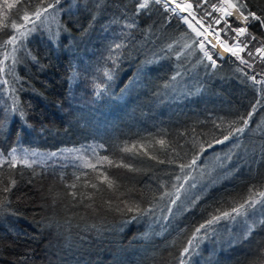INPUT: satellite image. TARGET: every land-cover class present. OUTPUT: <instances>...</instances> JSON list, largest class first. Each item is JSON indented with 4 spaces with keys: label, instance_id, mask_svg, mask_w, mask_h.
<instances>
[{
    "label": "trees",
    "instance_id": "trees-1",
    "mask_svg": "<svg viewBox=\"0 0 264 264\" xmlns=\"http://www.w3.org/2000/svg\"><path fill=\"white\" fill-rule=\"evenodd\" d=\"M93 2L87 0L89 9ZM77 3L82 6V0H74V3L65 0L62 4L65 11L60 19L69 27L73 21L87 23V13L71 15L68 12L71 8L72 13H77ZM102 3L103 14H98L94 30L84 40L78 39L66 49L49 43L46 33H34L24 45L37 57L38 63L25 56L12 73L8 72L13 66L11 58L0 65L5 67L0 80H8L7 84L0 85V150L7 151L15 146L44 153L102 143L109 152L99 149L101 155L109 154L116 159L124 155L119 146L126 143L147 145L154 139L167 138L173 143L184 144L189 137H181L179 133L191 134L193 129L200 139L209 140L212 134L220 135L212 125L213 120L219 122L222 118L227 124L251 109L260 86L253 87L251 81L236 71L239 63L234 58L218 59L219 67L214 71L203 66L194 67V61L202 54L189 55L192 50L184 49L182 34L185 31L192 37L195 34L176 17L166 22L167 14L159 5L149 15L141 13L137 17L134 15L136 0H102ZM251 6L259 11L264 8V0H252ZM27 11L26 6L12 9L10 18L19 17L17 23H22ZM122 15L128 19H122ZM113 19L119 23H112ZM133 20L135 27H124ZM10 29L11 24L0 11V43L7 38ZM249 31L260 36L264 28L254 23L249 25ZM72 34L80 36L74 28ZM60 41L65 43L66 37L61 35ZM116 43L123 47L112 53L114 60L108 59ZM169 43L173 44L171 50L167 48ZM11 47L7 46V50L11 51ZM177 52L182 53L179 58ZM3 59L4 49L0 48V60ZM105 68L114 69L113 81H106ZM177 71L184 75L172 81ZM17 77L22 78L23 90L13 92V88L21 87L14 83ZM134 78L135 85L121 97L120 89ZM102 82L111 84L110 93L97 97L95 86ZM189 90L192 95H184ZM13 97L27 112L26 123L9 111ZM261 120H264V109L253 117L255 124ZM261 143H264V126L246 133L244 144L248 152L244 160L239 161V171L228 180H221L215 188H209L201 208L214 207L215 201L225 198L228 192L233 196L243 195L249 184L264 180V157L259 150L252 151ZM155 148L154 154L165 158L160 146ZM222 149L226 150V146L217 145L215 151ZM207 156L205 167L211 165L213 151L209 150ZM72 165L53 160L39 162L32 168L20 163L14 168L0 166V177L5 178V184L13 178L17 181L12 192L7 194L10 208L17 214L0 216V264H22L21 258L28 253L31 258L23 264H177L180 251L192 233L193 222L201 218L200 210L184 212L175 218L169 216L167 221L149 219L129 226L122 233L98 235L88 227L118 223L121 217L115 212L94 213L82 206H73L71 197L66 195L68 190L58 176L54 178L51 173L64 172L69 181L73 173L87 171L89 180H94L96 174ZM137 167L140 171L135 173L123 168H108L107 171L122 185L121 190L135 188L134 195L141 207L159 205L156 217H162L166 214L162 211L165 202L152 197L160 194L156 191L160 181H169L165 171L171 172L172 166L160 165L144 157ZM33 172L38 174L34 178ZM30 179H34V183L29 184ZM50 188L61 193L55 207ZM78 191L91 193L92 189ZM4 195L0 192V199ZM110 195L105 192L104 198ZM96 202L101 203L99 196ZM66 221H70V225ZM46 224L53 227L45 228ZM180 228L187 230L181 233ZM261 248H264V228L257 225L244 245L233 249L226 246L223 251L217 245L215 255L204 251L194 259L197 264H209V261L211 264H249Z\"/></svg>",
    "mask_w": 264,
    "mask_h": 264
},
{
    "label": "snow or ice",
    "instance_id": "snow-or-ice-1",
    "mask_svg": "<svg viewBox=\"0 0 264 264\" xmlns=\"http://www.w3.org/2000/svg\"><path fill=\"white\" fill-rule=\"evenodd\" d=\"M64 2L65 0H23L21 3V0H0V11H3L5 20L11 24L7 38L0 43V48L4 49V59L0 60V65L9 58L13 62V66L8 68L9 73L15 71V65L20 64L25 56L31 57L34 63H38L37 57L24 45V41L34 33H46L49 43L67 49L76 40L82 41L87 38L94 30L98 14H103L102 0H94L91 9L88 7L87 0H82V6L79 3L75 5L77 13H72L69 8L68 12L71 15H76L79 12L87 13L86 24L73 21L72 27H69L67 23H62L60 19L61 13L65 11L62 7ZM69 3H74V0H69ZM156 5H159L167 14L166 22L170 23L172 17H176L195 34L194 37L190 36L187 31L182 34V38L185 39L184 49L192 50L189 55H195L196 52L202 54L194 61V67L203 66L206 70L214 71L219 67L217 60L223 59V53H230L231 57H235V61H239L236 71L242 74L246 80L251 81L253 87L260 86L257 89L258 98L245 115H239L237 119L227 124L223 122L222 118L219 122L213 120L212 125L220 131V135L212 134L209 140L200 139L199 134H196L193 129L191 134L188 132L179 133L181 137H189L184 144L173 143L167 138L154 139L147 145L140 142L130 145L126 143L119 146V151L124 155L116 159L110 158L109 154L101 155L98 149L104 150L105 153L109 152V149L102 143L96 146L88 145L61 150L60 155H63L65 151L69 155L79 153L73 159L80 163H74L72 166L76 169L91 170V173L96 174L95 179L89 180L87 171L79 174L73 173L71 181L68 180L64 172L53 171L51 175L54 178L58 176L63 187L68 190L66 195L71 197L74 207L82 206L94 213L103 210L120 215L118 223H105L99 227L93 224L88 227V230H94L98 235L122 233L129 226L148 222L149 219L167 221L169 216L175 218L184 212L200 210L201 218L199 222H193L192 233L188 236L177 258V264H197L194 258L202 255L204 251L212 256L216 254L217 245H219L220 251H223L225 246L229 249L241 246L244 241L251 238L257 225L264 228V180L249 184L247 192L243 195L233 196L231 192H228L225 198L215 201L214 207L201 208V202L209 188H215L221 180H228L239 171V161L244 160L248 152L247 145L244 144L246 133L251 132L254 127L264 126V120H261L259 124H255L253 121L254 115L264 109V32L257 36L249 31V25L254 23L258 27L264 28V8H260L259 11L254 10L251 6L252 0H136L134 15L137 17L141 13L149 15ZM25 6L28 11L23 15L22 23H17L19 17L10 18L13 16L12 9ZM214 13L219 15H214ZM121 18L128 19L126 15H122ZM111 22L119 23L115 19ZM221 23H223L222 28L216 27ZM135 26V20L124 25L126 28ZM73 28L80 33L79 37L72 34ZM220 33H223V39H221ZM61 35L66 37V42L63 44L60 41ZM188 40L191 43H188ZM229 41L232 43L229 44ZM9 45L12 46L11 51L7 50ZM122 47V44L116 43L110 50L108 59L114 60L112 53ZM167 48L171 50L173 44L169 43ZM245 51L246 57L241 56V53ZM17 53H21V55L18 56ZM176 55L179 58L182 53L177 52ZM205 61L208 63L205 64ZM3 72H5V67H0V73ZM183 75L177 71L171 80L176 81ZM103 76L107 82L113 81L115 79L114 69L105 68ZM7 83V79L0 80V85ZM14 83L20 84L21 87L13 88V92L23 90L22 78L17 77ZM135 83L136 78L125 84L120 89L121 97L127 94ZM168 87L169 85H165V88ZM110 89V83L102 82L95 86L94 95L97 97L108 95ZM111 95L114 96V94ZM184 95L190 96L192 91L189 90ZM9 111L13 115H18L22 122L26 123L27 112L19 106L15 97H13ZM156 145H159L160 150L165 153V158L161 159L159 155L154 154ZM217 145H225L226 150L222 149L220 152H216ZM257 148L261 156L264 157V143L255 145L252 149L253 153ZM209 150L213 151L212 162L210 166L205 167V162L209 159L207 156ZM57 156V152H52L48 158ZM38 157L39 154L35 150L29 151L13 146L7 151L0 150V158H2L0 166L14 168L19 161L20 165L32 168L39 163ZM144 157L160 165L172 166L171 172L165 171V175L169 176V181H160L156 189L160 194L158 196L154 194L152 197L153 200L165 202L162 211L166 214L159 218L156 217V208L159 205L150 204L148 207H141V203L134 195L135 188L129 187L121 190L122 185L107 171L108 168H123L128 172H138L140 169L137 164L142 163ZM67 158L65 157V159ZM59 167H64V165ZM36 175L38 174L33 172V178ZM4 179L0 177V192L5 194L0 199V216H13L17 213L11 210V200L7 194L12 192L17 181L13 178L9 184H5ZM28 183H34V179H30ZM80 188H90L92 192H80L78 191ZM168 188L171 190H166ZM105 192L111 195L104 198ZM49 193L52 205L55 207L57 200L61 198V193L52 188L49 189ZM97 196L101 198L99 205L96 202ZM113 196L115 199L112 198ZM85 201L88 202L85 203ZM65 223L70 225V221ZM55 226L59 228V222H56ZM44 227L51 228L53 225L46 224ZM186 230V228L179 229L181 233ZM30 258V253L25 254L21 258L22 264ZM249 264H264V248L258 250L256 258Z\"/></svg>",
    "mask_w": 264,
    "mask_h": 264
},
{
    "label": "rangeland",
    "instance_id": "rangeland-1",
    "mask_svg": "<svg viewBox=\"0 0 264 264\" xmlns=\"http://www.w3.org/2000/svg\"><path fill=\"white\" fill-rule=\"evenodd\" d=\"M236 26V25H235ZM199 27V26H197ZM251 47V46H250ZM88 146V145H87ZM93 146H96V145H93ZM81 147H86L85 145L81 146ZM81 147H76V148H81ZM69 148H65L64 150H67ZM71 149V148H70ZM99 150V149H98ZM256 150H259L258 148ZM38 154H39V157H38V160L39 162H45V161H53V160H57V161H62V162H71V163H80L79 161H75L73 158L77 155H79V153H72L71 155H69L67 153V151H65L63 153V155H60L59 153L61 152V150H58V151H55L58 153V156L57 157H54V158H48L49 154L52 153V152H39V151H36ZM259 152V151H258ZM65 157H68L67 159H65ZM2 159V158H0ZM93 163L95 162L94 160L92 161ZM17 163H19V161H17ZM246 167V165H244V168ZM244 245V242L243 244ZM226 247V246H225Z\"/></svg>",
    "mask_w": 264,
    "mask_h": 264
},
{
    "label": "built area",
    "instance_id": "built-area-1",
    "mask_svg": "<svg viewBox=\"0 0 264 264\" xmlns=\"http://www.w3.org/2000/svg\"><path fill=\"white\" fill-rule=\"evenodd\" d=\"M198 15H199V14H198ZM214 15H219V14H218V13H214ZM216 27H218V28H222V27H223V23H221V25L216 26ZM220 37H221V39L224 38V37H223V33H220ZM228 43L231 44L232 42L229 41ZM229 55H230V53H229ZM241 56H245V57H246V51H245L244 53H241ZM234 58H235V57H234Z\"/></svg>",
    "mask_w": 264,
    "mask_h": 264
},
{
    "label": "water",
    "instance_id": "water-1",
    "mask_svg": "<svg viewBox=\"0 0 264 264\" xmlns=\"http://www.w3.org/2000/svg\"><path fill=\"white\" fill-rule=\"evenodd\" d=\"M210 39H211V37H210ZM217 50L222 51V49H219V48H217ZM217 50H215V51H217ZM228 56H229L228 53H223V58H227Z\"/></svg>",
    "mask_w": 264,
    "mask_h": 264
}]
</instances>
